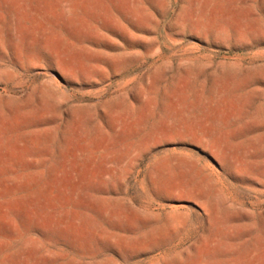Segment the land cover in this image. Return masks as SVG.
Segmentation results:
<instances>
[{"label":"rangeland","instance_id":"rangeland-1","mask_svg":"<svg viewBox=\"0 0 264 264\" xmlns=\"http://www.w3.org/2000/svg\"><path fill=\"white\" fill-rule=\"evenodd\" d=\"M0 264H264V0H0Z\"/></svg>","mask_w":264,"mask_h":264}]
</instances>
